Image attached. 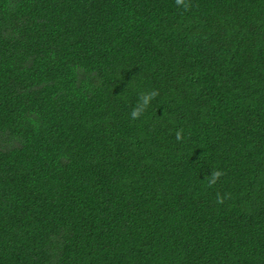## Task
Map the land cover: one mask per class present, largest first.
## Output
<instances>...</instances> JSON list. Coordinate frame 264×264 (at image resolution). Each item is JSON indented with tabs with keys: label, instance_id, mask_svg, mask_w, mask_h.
<instances>
[{
	"label": "trees",
	"instance_id": "obj_1",
	"mask_svg": "<svg viewBox=\"0 0 264 264\" xmlns=\"http://www.w3.org/2000/svg\"><path fill=\"white\" fill-rule=\"evenodd\" d=\"M0 264H264V0H0Z\"/></svg>",
	"mask_w": 264,
	"mask_h": 264
},
{
	"label": "clouds",
	"instance_id": "obj_2",
	"mask_svg": "<svg viewBox=\"0 0 264 264\" xmlns=\"http://www.w3.org/2000/svg\"><path fill=\"white\" fill-rule=\"evenodd\" d=\"M151 96H154L155 95V93H152V94H150ZM147 97H145V103H147ZM133 115L135 116V113H133ZM220 175H222V173H220V172H215L214 173V176L216 177V178H218ZM219 202H222V200L221 201H219Z\"/></svg>",
	"mask_w": 264,
	"mask_h": 264
}]
</instances>
